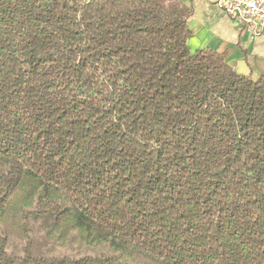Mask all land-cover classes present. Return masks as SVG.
<instances>
[{
  "label": "trees",
  "instance_id": "obj_1",
  "mask_svg": "<svg viewBox=\"0 0 264 264\" xmlns=\"http://www.w3.org/2000/svg\"><path fill=\"white\" fill-rule=\"evenodd\" d=\"M191 15L0 0V264H264V73Z\"/></svg>",
  "mask_w": 264,
  "mask_h": 264
},
{
  "label": "crops",
  "instance_id": "obj_2",
  "mask_svg": "<svg viewBox=\"0 0 264 264\" xmlns=\"http://www.w3.org/2000/svg\"><path fill=\"white\" fill-rule=\"evenodd\" d=\"M191 9L189 50H209L223 54L226 62L241 76L264 73V29L259 32L235 23L210 0H183Z\"/></svg>",
  "mask_w": 264,
  "mask_h": 264
},
{
  "label": "built area",
  "instance_id": "obj_3",
  "mask_svg": "<svg viewBox=\"0 0 264 264\" xmlns=\"http://www.w3.org/2000/svg\"><path fill=\"white\" fill-rule=\"evenodd\" d=\"M235 23L255 32L264 29V0H210Z\"/></svg>",
  "mask_w": 264,
  "mask_h": 264
}]
</instances>
